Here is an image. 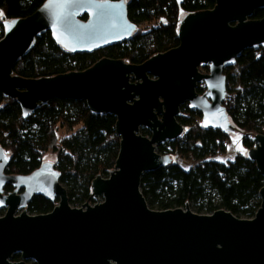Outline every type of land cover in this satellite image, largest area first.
I'll return each mask as SVG.
<instances>
[{
    "label": "water",
    "instance_id": "obj_1",
    "mask_svg": "<svg viewBox=\"0 0 264 264\" xmlns=\"http://www.w3.org/2000/svg\"><path fill=\"white\" fill-rule=\"evenodd\" d=\"M258 8L264 0H214L212 8L179 20L177 46L141 64L104 57L82 71L37 79L12 72L36 37L48 31L76 53L125 41L136 28L125 1L45 0L27 17L3 20L0 93L17 101L23 118L51 98L84 100L92 114L115 117L119 150L109 175L90 183L95 202L72 207L54 153L29 174L9 175V156L5 161L0 147V264H264V184L248 219L224 209H151L140 191L144 172L171 163L156 146L182 135L177 117L183 104L200 113L204 128L233 131L223 106L224 69L243 50L264 48V16L250 18ZM252 141L247 157L264 178V134ZM35 195L57 204L48 213L29 214L25 208ZM15 253L19 261L12 260Z\"/></svg>",
    "mask_w": 264,
    "mask_h": 264
},
{
    "label": "trees",
    "instance_id": "obj_2",
    "mask_svg": "<svg viewBox=\"0 0 264 264\" xmlns=\"http://www.w3.org/2000/svg\"><path fill=\"white\" fill-rule=\"evenodd\" d=\"M44 1L0 0V13H3L0 39L3 20L27 17ZM124 1L127 17L136 25L129 39L90 53H76L47 31L36 37L28 53L13 65V74L32 79L51 77L85 70L104 57L141 64L178 45V22L185 14L214 6V0H183L181 4L176 0ZM263 16L264 10L258 8L250 18ZM80 18L86 19V15ZM224 74L226 112L233 131L204 128L200 113L183 104L177 117L183 126L182 135L156 149L169 155L171 163L144 172L140 179V191L151 209L193 205L196 213L224 209L238 218L248 219L259 207L258 192L264 178L247 152L253 147L252 136L264 133V48L243 50L235 64L224 69ZM196 91L202 94L204 85L198 84ZM115 121L111 114H92L84 100L56 98L23 118L17 101L0 93V147L9 156L4 172L29 174L51 151L69 204L74 207L86 202L92 204L95 199L91 195V181L98 175L107 177L118 155ZM140 132L150 135L146 128H140ZM233 133L241 134L239 146L231 158L222 159L232 144ZM11 190L10 185L4 187L5 193ZM56 204L57 200L51 202L35 195L25 209L29 214H44ZM20 259L19 253L13 254V261Z\"/></svg>",
    "mask_w": 264,
    "mask_h": 264
},
{
    "label": "rangeland",
    "instance_id": "obj_3",
    "mask_svg": "<svg viewBox=\"0 0 264 264\" xmlns=\"http://www.w3.org/2000/svg\"><path fill=\"white\" fill-rule=\"evenodd\" d=\"M143 25H145V23ZM202 71L204 72V68L202 69ZM62 134H63V131H61V134L60 135H62ZM240 136H241V134L232 135V138H233L232 144H229L228 145V149H227L226 154L221 156L222 159L231 158L234 155V151H235L234 149H236L239 146V143L238 142H239V137ZM166 142H164L162 144H165ZM156 149H157V146H156ZM49 153H50V151L47 152L44 156H47ZM51 153H53V152H51ZM53 166L55 168V164H53ZM72 207H74V206H72ZM188 207H189V209L192 212H195V209H194L193 205L188 206Z\"/></svg>",
    "mask_w": 264,
    "mask_h": 264
},
{
    "label": "snow or ice",
    "instance_id": "obj_4",
    "mask_svg": "<svg viewBox=\"0 0 264 264\" xmlns=\"http://www.w3.org/2000/svg\"><path fill=\"white\" fill-rule=\"evenodd\" d=\"M0 16H3V13H0ZM14 23H15V21H12V22H10L8 25H6V26L10 27L11 24H14ZM2 158L6 161L7 158H8L7 153H3V154H2Z\"/></svg>",
    "mask_w": 264,
    "mask_h": 264
},
{
    "label": "built area",
    "instance_id": "obj_5",
    "mask_svg": "<svg viewBox=\"0 0 264 264\" xmlns=\"http://www.w3.org/2000/svg\"><path fill=\"white\" fill-rule=\"evenodd\" d=\"M225 102H226V96L224 97V101H223V106H224V108H225V110H226ZM195 121H197V120H195ZM263 134H264V133H263Z\"/></svg>",
    "mask_w": 264,
    "mask_h": 264
},
{
    "label": "flooded vegetation",
    "instance_id": "obj_6",
    "mask_svg": "<svg viewBox=\"0 0 264 264\" xmlns=\"http://www.w3.org/2000/svg\"><path fill=\"white\" fill-rule=\"evenodd\" d=\"M262 9V8H261ZM262 10H264V9H262ZM206 69H207V67H206ZM206 69H204V72H207V70Z\"/></svg>",
    "mask_w": 264,
    "mask_h": 264
}]
</instances>
